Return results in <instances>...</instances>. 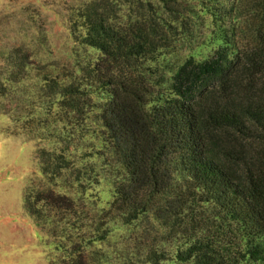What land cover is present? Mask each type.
I'll list each match as a JSON object with an SVG mask.
<instances>
[{"label": "trees", "instance_id": "1", "mask_svg": "<svg viewBox=\"0 0 264 264\" xmlns=\"http://www.w3.org/2000/svg\"><path fill=\"white\" fill-rule=\"evenodd\" d=\"M173 3L163 0L165 15L157 23L148 17L141 25L117 24L92 9L83 13V41L97 47L104 62L92 75L106 91L97 119L118 178L110 201L96 207L54 188L75 184V191H82L91 182L89 164L74 166L55 149H37L39 171L50 185L27 187L22 206L63 251L60 264H161L167 258L264 264V216L254 202L264 189V93H256L264 83V13L243 48L231 56L217 47L205 59L187 57L169 74L163 92L155 86L162 78L140 63L164 46L166 26L177 17ZM80 84L52 80L50 88L76 109ZM210 128L227 129L262 147L257 172L245 169V185L207 148ZM175 165L192 181L190 188L173 183ZM142 215L161 225L153 240L137 234L113 256L97 245L115 224Z\"/></svg>", "mask_w": 264, "mask_h": 264}, {"label": "rangeland", "instance_id": "2", "mask_svg": "<svg viewBox=\"0 0 264 264\" xmlns=\"http://www.w3.org/2000/svg\"><path fill=\"white\" fill-rule=\"evenodd\" d=\"M173 4L177 17L166 26L164 46L140 63L148 74L162 78L155 86L163 92L168 91L169 74L187 57L199 61L217 47L231 56L255 37L263 21L264 0H174ZM91 9L117 24L141 25L148 17L157 23L159 15H165L163 0H0V264H60L63 256L55 239L22 206L27 187L50 185L39 171L37 149H55L74 160V166L92 167L91 182L82 191L79 187L75 191V184L55 189L96 207L112 198L118 174L97 119V105L106 91L92 76L104 62L100 50L82 37L87 25L83 13ZM52 80L58 85L81 82L76 109L52 92ZM256 93H264V83ZM206 145L238 183L245 185L246 168L257 172L263 149L255 140L210 128ZM173 171V183L190 188L188 175L177 165ZM254 202L264 216V189ZM156 229H161L157 220L142 215L115 224L97 245L113 256L122 242L132 243L137 234L153 240ZM161 264L189 263L167 258Z\"/></svg>", "mask_w": 264, "mask_h": 264}]
</instances>
